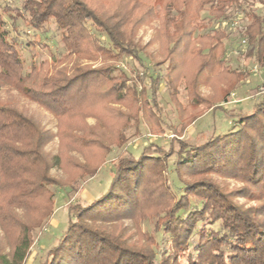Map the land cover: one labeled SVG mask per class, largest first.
<instances>
[{
    "label": "trees",
    "instance_id": "16d2710c",
    "mask_svg": "<svg viewBox=\"0 0 264 264\" xmlns=\"http://www.w3.org/2000/svg\"><path fill=\"white\" fill-rule=\"evenodd\" d=\"M100 1L0 2V83L59 118L60 131L72 125L84 133L81 142L89 138L80 146L90 149L92 162L77 167L89 178L110 151L108 132L100 136L98 124L84 122L87 116L112 125L115 134L131 115L138 123L150 120L154 131H165L158 101L162 82L178 114L176 133L206 112H228L231 94L246 78L224 66L228 31L221 22L229 10L249 21L246 37L264 67V0H107L112 4L107 11L98 7ZM204 12L210 15L211 30L203 33L200 29L208 24L201 18ZM156 17L164 26L162 62L123 29ZM30 31L40 40L32 42ZM56 32L65 54L51 52ZM34 45L50 51L51 64H27L23 54ZM96 55L104 60L101 67L76 66V59ZM125 59L143 67V76L132 79L119 68L117 63ZM152 63L165 69L155 71ZM201 83L212 88L210 95L201 93ZM181 88L186 101L178 92ZM111 103L124 104L132 113L123 116ZM232 116L236 120L227 133L206 136L199 143L155 141L139 157L113 164L105 193L88 204L66 203L68 227L38 264H264V98L249 114ZM53 138V132L16 104L0 100V220L7 224L6 232H14L10 256L0 249V264L27 263L35 232L48 225L55 211L56 193L50 192V185L70 200L67 188L49 174L53 164L44 149ZM124 144L119 141L120 147ZM169 164L172 174L167 172ZM213 176L240 179L245 186L240 194L227 192ZM170 178L179 189L172 188ZM237 196L258 206L246 208L235 201ZM29 209L36 212L34 218L17 214ZM124 221L132 222L142 243L124 237L117 226ZM145 222L154 233L143 230Z\"/></svg>",
    "mask_w": 264,
    "mask_h": 264
},
{
    "label": "rangeland",
    "instance_id": "374dc122",
    "mask_svg": "<svg viewBox=\"0 0 264 264\" xmlns=\"http://www.w3.org/2000/svg\"><path fill=\"white\" fill-rule=\"evenodd\" d=\"M5 1L11 2L12 0H0V2ZM97 4L98 7H103L106 11V8L112 5L107 0H101L100 3ZM156 12H160V6L156 7ZM201 18L203 20L205 19L204 21L208 24L207 29H200V32H209L211 30V23L208 21L210 15L207 12H204L202 13ZM222 22L221 25H223L221 27L226 28L228 31V34L225 35V39H223L224 47L228 52L227 61L224 63V66L228 67L229 70H238L246 75L245 81L240 82L237 89L233 91L230 96L231 101L227 105L228 112L220 108L211 112H206L199 117L192 126L185 128L182 133H176L174 127L178 125V114L173 103L170 101L169 91L165 88L164 83L162 82L158 101L163 110L162 115L164 122H162V126L165 128V131H154L150 120L148 121L145 119L142 123H138L134 120V115H131V117H129L131 119H129L128 123L124 125L121 132L115 134L112 125L110 126L111 128H108L98 118L87 116L84 118V122L92 126L98 124L100 136L106 135L107 132L109 135L106 144L108 145V150L110 152L107 154L105 162L99 167L96 175L91 178H89L86 173L80 171V168H77L78 164L89 165L90 162H92L90 161V155H88V153L90 154V149L86 151L80 146V144L85 145V142L88 141L89 138L81 142V137L84 133H81L72 125L66 127L64 131H60L61 120L59 118L50 113L43 106L24 97L14 88L0 83L1 101L4 103L8 102L16 104V106L22 111L34 117L44 130H49L54 133L53 140L48 143L44 149L46 155L52 160L53 164L49 174L54 181L61 186L63 185L66 187L70 193L69 200V197L65 195L62 189L52 185L49 186L50 192L56 193L55 211L48 222V225L45 227V224L43 226L44 229L41 228L35 232L36 244L33 247V252L29 256L26 264H38L43 259V255H45V253L52 248L65 233L70 219L66 203L88 204L93 199L100 197L107 191L115 172L114 165H116L121 159L126 157L130 158V156L134 158L139 157L143 153L144 148L155 141L163 145L173 140V138H180L190 143H199L202 142L206 136L227 133L231 130L233 121L236 120V116H229L235 115L239 111L249 114L254 105L260 99L264 98V67L258 63L254 55L255 51L249 46V40L246 37V27L249 24V21L245 19L243 14L239 11L229 10L227 12V19H223ZM123 29L128 35L133 37L134 42L139 47L146 49V52L154 55L156 61L162 62L163 40L165 36L163 37L164 26L160 18L156 17L150 21L143 22L138 26L133 25L132 22H130L123 27ZM52 30H57L55 25L52 26ZM171 32H173V30ZM28 33L30 40H33L32 42L40 40L38 37H35L33 31ZM59 35L60 34L56 32V35L54 36L56 42L51 43V52H55V54L62 52L65 54L66 50L60 42ZM25 41L27 42V39ZM49 42L52 41L49 40ZM28 49L29 50H26L23 54L27 64H30L32 60H37V62L48 60L50 64L52 63L50 56L51 53L47 49H43L40 45H34V47H28ZM93 58L90 59V56L78 58L75 60L76 66L99 68L104 64V60H102L101 57L96 55ZM109 63L113 62L109 61ZM153 65L154 64L152 63L150 66L152 69H156L155 71H159L161 68L163 70L165 69V66L155 68ZM117 66L124 70L131 78H138L144 74L143 67L134 61H129L128 59L118 62ZM213 87L215 88V86ZM200 91L205 95H210L212 93V88L205 83H201ZM178 92L180 93V97L186 101V91L181 88ZM110 106L115 108V110L118 109V112L120 113L123 112V116L129 114V112L132 113V109L124 104L111 103ZM144 118H146L145 112ZM151 118L152 116L150 119ZM117 135H119L121 140L118 139ZM119 141L120 144L122 142L125 143L124 146L120 147ZM147 152L150 153L151 150H147ZM150 154L156 155L154 152ZM167 172L169 174L173 173L170 164ZM185 177L187 178L186 180H188L189 177H187V175ZM213 178L219 184L223 185L227 192L237 191L240 194L239 191L245 186V182L240 179H225L219 176H213ZM169 180H171V186L174 190L177 189L176 187H178V189L180 188V185L172 180V178ZM166 182L168 185L170 181L168 182L167 180ZM235 201L246 208L258 206L257 202L246 200L238 196L235 197ZM41 207L39 205V208ZM17 214L28 218H34L36 216V212L34 213V211L30 209L24 210V212L18 210ZM5 220L8 219L6 218ZM5 225L7 226V224L3 223V220H0V249L3 253L8 255L12 249L11 242L14 237V232H6V230H4ZM117 226L123 228L124 237L129 238L131 243L139 244L143 242L142 239L136 235V230L132 222L124 221ZM143 230L149 231L150 234L154 233L150 222H145L143 224Z\"/></svg>",
    "mask_w": 264,
    "mask_h": 264
},
{
    "label": "built area",
    "instance_id": "2783aa9c",
    "mask_svg": "<svg viewBox=\"0 0 264 264\" xmlns=\"http://www.w3.org/2000/svg\"><path fill=\"white\" fill-rule=\"evenodd\" d=\"M223 23V22H222ZM223 25V24H222Z\"/></svg>",
    "mask_w": 264,
    "mask_h": 264
}]
</instances>
